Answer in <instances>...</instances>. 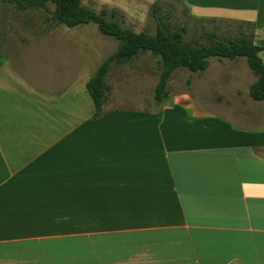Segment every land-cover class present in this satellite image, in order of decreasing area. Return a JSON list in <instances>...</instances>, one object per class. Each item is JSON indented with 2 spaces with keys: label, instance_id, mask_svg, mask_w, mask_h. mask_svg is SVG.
I'll return each instance as SVG.
<instances>
[{
  "label": "crops",
  "instance_id": "crops-1",
  "mask_svg": "<svg viewBox=\"0 0 264 264\" xmlns=\"http://www.w3.org/2000/svg\"><path fill=\"white\" fill-rule=\"evenodd\" d=\"M175 1L253 24L264 48V0ZM51 25L17 36L0 18V264H264V101L248 62L231 74L240 59H210L173 89L176 71L151 109L118 105L112 67L95 118L93 49Z\"/></svg>",
  "mask_w": 264,
  "mask_h": 264
},
{
  "label": "trees",
  "instance_id": "trees-1",
  "mask_svg": "<svg viewBox=\"0 0 264 264\" xmlns=\"http://www.w3.org/2000/svg\"><path fill=\"white\" fill-rule=\"evenodd\" d=\"M14 4L20 10L43 9L51 12L49 20L68 28H76L94 24L103 36L114 38L119 45L98 68L87 83V90L94 102L95 118L103 115V107L111 86L107 76L113 66H121L144 53H150L157 59L160 75L154 91V99L161 104L168 92V84L173 74L178 70L191 73L204 72L208 69L210 59L236 60L245 58L258 77L251 88V97L255 101H264V60L261 53L263 47L255 44L254 34L242 32L235 40H213L209 45H194L185 41V28L177 29L164 21L162 8L158 3L152 6V15L157 21L154 34L149 32L136 33L129 28H123L117 20L118 12L104 9L97 13L83 5V0H2ZM50 5L54 7L50 10ZM252 25L251 23H247ZM210 39L216 37L209 35Z\"/></svg>",
  "mask_w": 264,
  "mask_h": 264
},
{
  "label": "rangeland",
  "instance_id": "rangeland-1",
  "mask_svg": "<svg viewBox=\"0 0 264 264\" xmlns=\"http://www.w3.org/2000/svg\"><path fill=\"white\" fill-rule=\"evenodd\" d=\"M158 3L161 8V16L164 21L175 26L177 29L185 28V41L194 45H209L213 40L229 41L240 37L242 32L254 34V26L247 23H233L223 20L197 19L191 15L190 9L185 3L175 0H83V5L97 13L104 9L118 12L117 20L123 28H129L136 33L149 32L154 34L157 28V21L152 15V6ZM53 11L54 7L49 6ZM2 24L11 33L21 36V30H33L34 33H41L42 29L47 30L52 23L47 20L51 12L43 9L20 10L16 5H6L0 11ZM56 26V25H55ZM80 32L77 40H82L86 46H90L94 68L100 65L112 55L118 48V41L114 38L103 36L98 27L94 24L79 26L75 28ZM212 34L216 38L210 39ZM215 63L219 60L211 59ZM242 67L238 71H230L231 74H245L247 63L245 58H240ZM213 63V62H212ZM189 71L179 70L175 73L170 87L179 88L181 80H185ZM159 65L157 59L150 53H144L132 61L121 66H113L109 76V83L112 86V96L118 100V105L125 108H144L148 105L153 108L155 105L154 91L159 81ZM252 75H254L252 73ZM117 102V101H116ZM254 103V102H253ZM256 104H262L256 102ZM157 106V105H156Z\"/></svg>",
  "mask_w": 264,
  "mask_h": 264
}]
</instances>
